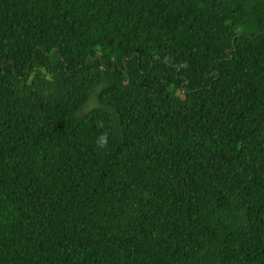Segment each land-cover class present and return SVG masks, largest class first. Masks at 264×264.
Instances as JSON below:
<instances>
[{
    "label": "trees",
    "instance_id": "16d2710c",
    "mask_svg": "<svg viewBox=\"0 0 264 264\" xmlns=\"http://www.w3.org/2000/svg\"><path fill=\"white\" fill-rule=\"evenodd\" d=\"M0 264H264V0H0Z\"/></svg>",
    "mask_w": 264,
    "mask_h": 264
}]
</instances>
